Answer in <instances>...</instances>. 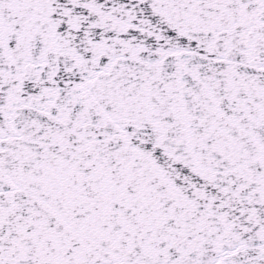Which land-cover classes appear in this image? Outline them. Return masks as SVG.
Wrapping results in <instances>:
<instances>
[{"label": "snow or ice", "instance_id": "1", "mask_svg": "<svg viewBox=\"0 0 264 264\" xmlns=\"http://www.w3.org/2000/svg\"><path fill=\"white\" fill-rule=\"evenodd\" d=\"M0 264H264V0H0Z\"/></svg>", "mask_w": 264, "mask_h": 264}]
</instances>
